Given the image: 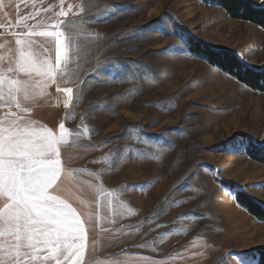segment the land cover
<instances>
[{"label": "rangeland", "instance_id": "1", "mask_svg": "<svg viewBox=\"0 0 264 264\" xmlns=\"http://www.w3.org/2000/svg\"><path fill=\"white\" fill-rule=\"evenodd\" d=\"M66 10L73 48L61 87L74 103L54 123L74 135L61 158L76 181L116 193V215L102 209L97 221L110 232L88 233L86 264H237L264 252V222L222 184L264 207V164L243 147L264 145V92L189 58L177 38L259 69L264 31L198 0H71Z\"/></svg>", "mask_w": 264, "mask_h": 264}, {"label": "snow or ice", "instance_id": "2", "mask_svg": "<svg viewBox=\"0 0 264 264\" xmlns=\"http://www.w3.org/2000/svg\"><path fill=\"white\" fill-rule=\"evenodd\" d=\"M3 7L0 0V9ZM106 7L123 10L115 5ZM241 7L264 14V0H241ZM84 10L81 6L80 12ZM43 11L47 13L48 9ZM66 15L63 9L54 16L34 11L17 19L15 30L9 28L15 49L7 67H0V108L7 109L0 115V264H86L89 231L100 228L110 232L97 223L101 210L116 215L115 192L95 182L85 186L75 180V171L66 169L61 148L70 143L74 133L65 123L53 130L30 118L31 105L49 95L47 89L52 85L66 97L65 109L74 103L73 88L61 87L70 75L62 69L71 61L73 37L64 30L67 22L56 17ZM4 27L0 24V29ZM259 27L264 31V24ZM177 38L186 46L183 54L202 59L190 51L183 35ZM53 48L54 60L49 55ZM3 59L0 57V61ZM251 70L264 73V66ZM97 71L110 75L106 65ZM224 75L249 88L231 73ZM88 134L86 126L75 132L77 137ZM243 147L247 151L251 145ZM87 175L99 177L95 172ZM235 259L237 264H264L260 253H240Z\"/></svg>", "mask_w": 264, "mask_h": 264}, {"label": "trees", "instance_id": "3", "mask_svg": "<svg viewBox=\"0 0 264 264\" xmlns=\"http://www.w3.org/2000/svg\"><path fill=\"white\" fill-rule=\"evenodd\" d=\"M204 4H209L221 8L228 19L253 24L258 28L260 24H264V14L254 12L252 10L241 7V0H198ZM222 6V7H221ZM261 29V28H260ZM187 47L192 53L202 57L208 66L216 68L223 74L231 73L240 81H244L249 85L250 90L255 92H264V73L252 71L244 65L238 57L230 51H217L210 47L194 40L192 37H187ZM237 82V79H234ZM238 83V82H237ZM243 85L241 83H238ZM245 151V155L252 161L264 164V147L253 146ZM248 146V145H247ZM223 186L229 190L235 191V203L244 209L250 216L257 221L264 222V207L253 201L242 190L236 189L232 183L223 182ZM264 256V252L257 251Z\"/></svg>", "mask_w": 264, "mask_h": 264}, {"label": "crops", "instance_id": "4", "mask_svg": "<svg viewBox=\"0 0 264 264\" xmlns=\"http://www.w3.org/2000/svg\"><path fill=\"white\" fill-rule=\"evenodd\" d=\"M71 0H3L4 7L0 9V24L5 27L0 29V57L4 59L0 61V67L6 68L9 61L12 59V50L15 49L14 40L9 31L11 27L15 30V21L21 19L29 13L40 11L41 16H54L55 13L63 9L65 12L70 6ZM48 9L45 13L43 10ZM66 16L56 17L58 20H65ZM28 23H32L31 20ZM50 57L54 60V48L49 53ZM49 95L39 99L35 105H31L32 112L30 118L35 120L42 126H47L56 130L54 120L58 119L65 111L64 101L66 97L62 92L56 91V86L52 85L47 89ZM7 111L6 108H0V115ZM12 111H16L14 108ZM86 257V254H85Z\"/></svg>", "mask_w": 264, "mask_h": 264}, {"label": "built area", "instance_id": "5", "mask_svg": "<svg viewBox=\"0 0 264 264\" xmlns=\"http://www.w3.org/2000/svg\"><path fill=\"white\" fill-rule=\"evenodd\" d=\"M1 34V33H0Z\"/></svg>", "mask_w": 264, "mask_h": 264}]
</instances>
